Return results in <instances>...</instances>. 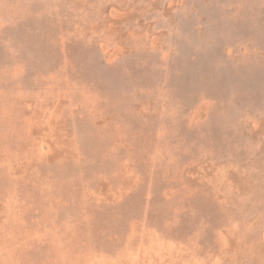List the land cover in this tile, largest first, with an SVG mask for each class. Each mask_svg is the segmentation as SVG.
<instances>
[{"label": "rangeland", "instance_id": "374dc122", "mask_svg": "<svg viewBox=\"0 0 264 264\" xmlns=\"http://www.w3.org/2000/svg\"><path fill=\"white\" fill-rule=\"evenodd\" d=\"M0 264H264V0H0Z\"/></svg>", "mask_w": 264, "mask_h": 264}]
</instances>
